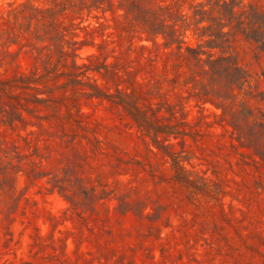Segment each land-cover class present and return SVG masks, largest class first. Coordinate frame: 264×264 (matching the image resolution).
<instances>
[{"label": "rangeland", "instance_id": "1", "mask_svg": "<svg viewBox=\"0 0 264 264\" xmlns=\"http://www.w3.org/2000/svg\"><path fill=\"white\" fill-rule=\"evenodd\" d=\"M0 264H264V0H0Z\"/></svg>", "mask_w": 264, "mask_h": 264}, {"label": "trees", "instance_id": "2", "mask_svg": "<svg viewBox=\"0 0 264 264\" xmlns=\"http://www.w3.org/2000/svg\"><path fill=\"white\" fill-rule=\"evenodd\" d=\"M197 14L195 13L194 14V16H193V18H195V16H196ZM192 17L191 16H189V15H185L184 17H183V20H184V22H186L187 23V21L189 20V19H191ZM175 33V32H174ZM149 40V39H148ZM172 42H174V43H177V45H178V50L180 51V53H182L183 52V50H186L187 51V53H188V55L189 56H187V59L188 60H190V59H194V60H196L197 61V63H205V65L203 66V67H205V66H209L210 67V69H215V68H217V67H219V66H222V65H224V62H226L227 60L225 59V58H215L214 57V55H209L208 56V59L205 61L204 59H202V57H201V55H202V53H201V51H200V49H201V47H198V48H192L191 46H189L188 44H187V42H185V41H183V40H180L179 38H174V37H172ZM173 43H169V42H166L165 43V46L166 47H169V46H171ZM239 81H240V79H239ZM198 96H203V93L202 92H199L198 94H197Z\"/></svg>", "mask_w": 264, "mask_h": 264}]
</instances>
